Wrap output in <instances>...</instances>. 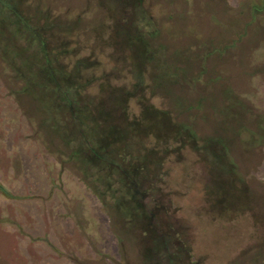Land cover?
<instances>
[{
    "label": "rangeland",
    "instance_id": "1",
    "mask_svg": "<svg viewBox=\"0 0 264 264\" xmlns=\"http://www.w3.org/2000/svg\"><path fill=\"white\" fill-rule=\"evenodd\" d=\"M261 1L17 0L30 21L56 24L55 65L91 59L77 87L95 103L91 127L141 143L128 131L166 122L173 138L152 134L126 152L140 187L130 182L137 195L121 199L168 238L146 258L143 227L114 231L103 189L69 161L66 129L0 55V264H264V14L246 30L238 12ZM119 20H132L131 33ZM177 234L189 245L180 263Z\"/></svg>",
    "mask_w": 264,
    "mask_h": 264
},
{
    "label": "trees",
    "instance_id": "2",
    "mask_svg": "<svg viewBox=\"0 0 264 264\" xmlns=\"http://www.w3.org/2000/svg\"><path fill=\"white\" fill-rule=\"evenodd\" d=\"M28 11L29 9L27 6L25 7V5L18 4L17 0H0L1 57L18 73L19 78L26 82V86L22 93L25 96L38 98V100H35L38 104V109L42 112H51L59 121L57 122L59 125L57 128L64 127L66 129L65 133L69 140H65L64 142L68 145H75L72 152L69 146L66 145L69 152V161L74 164V166L78 165L81 171L92 181L93 186L98 185V190L101 188L103 189L102 195L100 193H98V195L100 194L103 200L106 199L114 210L111 214V219L113 221L112 228L114 231L123 234H130L131 232V234H136L135 230L141 231L140 228L143 227L144 231L140 237L146 240V242L143 241L144 256H150L148 258H151V255L158 257L163 252L161 250L163 249L162 244L165 242L164 240L168 238L166 233L161 229L153 227L151 223L141 226L139 221H133L127 210L123 208L121 193L128 192L129 194L137 195L134 187L137 185L138 188L140 187L139 182L135 180L136 178L132 177L133 170L131 164L133 163L132 160L136 158L133 157L128 160L126 152L129 153L134 148H143L144 140L142 138L149 135L153 134L158 138L161 136L166 139L173 138L174 135L168 136L170 133L167 135L162 133L163 129L160 127L166 124L165 121H159L158 128L151 126L148 128L149 130L144 133H135L129 130L128 135L130 132L134 133L133 135L139 137V139L141 138V143H136L135 138L133 139L131 136L128 137L126 136L127 134L123 136L127 130L125 132H119L121 129L119 131L103 132L98 129V127H96V129L93 126L91 127L90 125L93 120L90 122L91 119L86 118L84 114L92 113L90 108L92 105H95V103L86 101L83 97L84 95L77 91V87L80 84L81 68L83 66L86 70V67L91 68L93 64L90 62L91 59H83L79 62V67L77 66L78 64H76V69H73L71 72L65 71L63 67L55 65V59H57L58 53L54 54L52 44L55 42L52 37H54L55 34L54 27L56 24L52 23V19L49 21L47 20L48 22L44 21L43 23H40V21L32 22L29 18L24 16ZM238 12L240 15L242 13H247L246 15L249 17V23H246L247 30L256 22L258 16L264 14V0L259 4H251L248 11L245 6L241 10H238ZM142 17L146 19L144 15H142ZM129 18L131 17L129 16ZM125 22H121V20L118 21L119 30L131 33L130 27L132 25V20ZM150 34L153 36L152 32ZM138 36L141 37L142 35L138 34ZM153 54L154 53L151 52L152 56ZM211 56L212 54H206L204 60H207V58ZM198 78L201 79L202 77L199 75ZM20 93H18V95ZM42 96H44V98ZM111 114L106 115L111 117ZM90 116H92V114H90ZM121 117L127 123V116L125 113H121ZM60 120L63 121V124H61ZM87 120L88 122L86 124L85 121ZM135 121L136 120L132 122ZM77 122L78 125L81 124L82 127L86 125L87 130L83 129L84 127L82 129H77ZM44 125L46 126V124ZM129 126H131V124L128 125V127ZM47 128L52 130V127L49 125ZM76 129L78 132L77 135L79 136L78 139H76L75 136L73 137V133L76 132ZM185 134L187 136L189 135L188 138L192 141L196 138L195 134H193V136L187 131ZM115 141L116 143L114 145L113 143ZM256 143L255 141L251 142L253 146ZM212 147L215 148L217 152L220 149L219 145H213ZM224 156H227L226 152ZM146 173L147 175L149 174L148 172ZM94 178L98 181L94 182ZM130 179L131 181H129ZM130 182L134 184L133 189L130 187ZM116 184L118 188H115ZM222 186H225V184H222ZM212 194H216V191L213 190ZM157 217L158 215L155 212L153 220H156L159 224L160 219ZM169 239H171L170 242L177 243L178 246L174 248L176 256L178 257H176V259H178L179 263L182 262L185 255L187 256L188 254L189 256V245L187 243L188 241L186 242L185 240L186 236L184 234H177L175 237L173 236Z\"/></svg>",
    "mask_w": 264,
    "mask_h": 264
}]
</instances>
